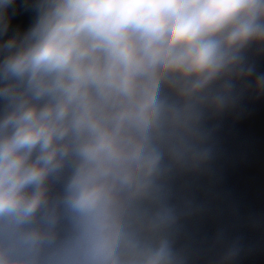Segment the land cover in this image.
Segmentation results:
<instances>
[{"label":"clouds","instance_id":"1","mask_svg":"<svg viewBox=\"0 0 264 264\" xmlns=\"http://www.w3.org/2000/svg\"><path fill=\"white\" fill-rule=\"evenodd\" d=\"M0 0V264H252L240 125L264 0Z\"/></svg>","mask_w":264,"mask_h":264}]
</instances>
